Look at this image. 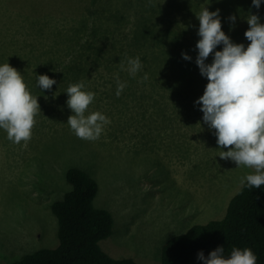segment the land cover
I'll return each mask as SVG.
<instances>
[{"label":"rangeland","instance_id":"1","mask_svg":"<svg viewBox=\"0 0 264 264\" xmlns=\"http://www.w3.org/2000/svg\"><path fill=\"white\" fill-rule=\"evenodd\" d=\"M204 6L220 10L236 43H249V11L264 23V3L257 10L251 0H0V63L21 72L40 107L27 141L0 129V264L58 247L52 205L71 191L70 168L97 182L95 206L114 218L100 246L116 259L161 264L169 239L224 218L252 169L220 158L215 136L197 124L207 80L195 64V13ZM135 56L143 68L129 75L121 61ZM36 74L57 84L42 92ZM117 74L127 82L119 96ZM81 81L95 93L88 110L110 120L96 140L66 123L65 89Z\"/></svg>","mask_w":264,"mask_h":264},{"label":"clouds","instance_id":"2","mask_svg":"<svg viewBox=\"0 0 264 264\" xmlns=\"http://www.w3.org/2000/svg\"><path fill=\"white\" fill-rule=\"evenodd\" d=\"M264 0H251V6L259 10ZM199 21L195 44L197 55L195 64L199 73L206 78L203 94L194 101L202 112V129L215 136L221 149L219 157L251 168L240 184L259 189L264 185V23L261 17L251 11L243 16L248 24L244 36L249 43L234 42L222 30L220 10L210 11L207 6L195 13ZM227 19L233 24L236 15ZM218 46H221L219 50ZM211 54V62H207ZM184 60L192 57L181 52ZM143 68L139 56L127 57L121 61V69L135 75ZM148 79L145 72L141 77ZM116 92L119 96L126 87V81L116 76ZM57 84L48 74H36V85L43 90H51ZM57 92L53 93L55 98ZM66 106L71 110L67 125L78 138L96 140L109 118L100 111H89L95 93L86 90L84 83H70L65 89ZM40 110L38 97L31 94L23 75L9 62L0 63V129L8 140L20 143L31 138L35 115ZM227 150H224V149ZM202 264H257V255L249 247L233 246L225 255L223 246L211 250L206 257L203 251L197 253Z\"/></svg>","mask_w":264,"mask_h":264},{"label":"trees","instance_id":"3","mask_svg":"<svg viewBox=\"0 0 264 264\" xmlns=\"http://www.w3.org/2000/svg\"><path fill=\"white\" fill-rule=\"evenodd\" d=\"M66 180L71 191L52 205L58 222L59 245L25 254L11 264H138L131 258L116 259L100 246L113 233L114 218L95 206L99 186L87 172L70 168ZM223 246L249 247L264 264V185L243 186L230 200L223 219L191 227L169 239L162 249L161 264H202L197 253L207 257Z\"/></svg>","mask_w":264,"mask_h":264},{"label":"bare ground","instance_id":"4","mask_svg":"<svg viewBox=\"0 0 264 264\" xmlns=\"http://www.w3.org/2000/svg\"><path fill=\"white\" fill-rule=\"evenodd\" d=\"M48 122V121H47ZM191 163V162H190ZM189 175V174H188ZM196 179V178H195ZM205 191V190H204ZM193 203V202H192Z\"/></svg>","mask_w":264,"mask_h":264}]
</instances>
